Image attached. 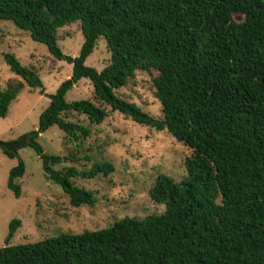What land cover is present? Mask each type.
Listing matches in <instances>:
<instances>
[{"label":"trees","instance_id":"16d2710c","mask_svg":"<svg viewBox=\"0 0 264 264\" xmlns=\"http://www.w3.org/2000/svg\"><path fill=\"white\" fill-rule=\"evenodd\" d=\"M0 19L71 64L27 145L72 205L93 204L95 196L71 178L113 170L107 161L82 171L53 167L65 157L45 153L37 137L53 124L73 139L87 136L88 126L68 119L74 112L98 124L108 105L166 129L191 150L182 179L158 174L148 191L162 213L17 245L8 244L20 223L12 220L0 264H264V0H0ZM75 22L83 42L72 57L62 52L57 32ZM100 37L110 61L97 70L85 60ZM4 60L19 78L0 85V117L24 83L42 86L37 71L14 54L4 53ZM136 71L151 76L162 117L116 94ZM81 78L90 80L93 100L66 101ZM23 173L21 160L9 172L16 197Z\"/></svg>","mask_w":264,"mask_h":264},{"label":"rangeland","instance_id":"374dc122","mask_svg":"<svg viewBox=\"0 0 264 264\" xmlns=\"http://www.w3.org/2000/svg\"><path fill=\"white\" fill-rule=\"evenodd\" d=\"M57 35L64 54L72 57L79 54L83 42L79 22L59 28ZM6 52L36 70L42 80V86L38 88L24 83L5 117H0V141L11 143L28 137V133L37 128L40 113L49 105V95L70 77L71 64L52 57L43 43L32 40L27 31L17 28L10 20L0 19L2 87L7 80L19 78L5 62ZM109 61L106 41L100 37L85 64L100 70ZM116 94L150 115L162 117L161 105L147 72L136 71L125 86L116 89ZM78 99L93 100V87L87 78L79 79L65 94L66 101ZM105 109L106 115L98 124L90 123L84 114L76 112L68 117L88 126L90 133L87 136L73 139L53 124L37 137L45 153L65 157L53 166L55 169L74 166L82 171L98 161H107L113 166L106 175L99 173L90 178H71L76 186L93 192V204L72 205L60 185L44 173L40 157L27 144L17 147L13 156L0 146V247L6 244L12 220L20 223L8 244L17 245L61 233L104 228L123 217L143 218L164 211V205L153 201L148 191L158 174L182 179L186 175L184 161L191 150L166 129L156 131L108 105ZM20 160L24 164V173L16 179L20 186V195L16 197L8 188L7 180L10 170Z\"/></svg>","mask_w":264,"mask_h":264},{"label":"water","instance_id":"95a60500","mask_svg":"<svg viewBox=\"0 0 264 264\" xmlns=\"http://www.w3.org/2000/svg\"><path fill=\"white\" fill-rule=\"evenodd\" d=\"M29 137L21 138L16 142L5 143L0 141V146L4 147L8 152L15 151L17 147L23 144H27Z\"/></svg>","mask_w":264,"mask_h":264}]
</instances>
